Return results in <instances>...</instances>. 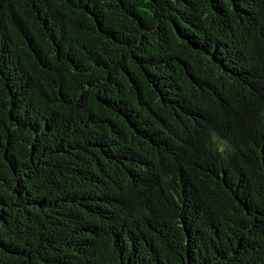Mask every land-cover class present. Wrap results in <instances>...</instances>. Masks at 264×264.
<instances>
[{
	"label": "trees",
	"instance_id": "16d2710c",
	"mask_svg": "<svg viewBox=\"0 0 264 264\" xmlns=\"http://www.w3.org/2000/svg\"><path fill=\"white\" fill-rule=\"evenodd\" d=\"M0 264H264V0H0Z\"/></svg>",
	"mask_w": 264,
	"mask_h": 264
}]
</instances>
